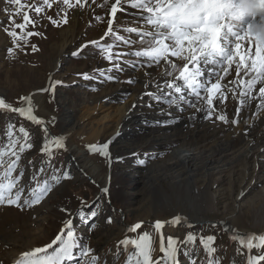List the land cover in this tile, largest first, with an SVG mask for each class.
Masks as SVG:
<instances>
[{"label":"rangeland","instance_id":"1","mask_svg":"<svg viewBox=\"0 0 264 264\" xmlns=\"http://www.w3.org/2000/svg\"><path fill=\"white\" fill-rule=\"evenodd\" d=\"M50 3L51 8L43 6L42 12L37 15L34 6L42 4V0H22L20 5L0 0V100L13 109H27L26 107L31 106L32 115L47 127L45 132L41 124H35L26 115L0 110V150L5 152L4 163L0 166V177L3 176L8 164L16 160L13 153L18 154L20 159L12 177H19L18 187L23 189L19 206L0 204V264H15L23 253L51 244L69 218L74 222L77 235L81 236L83 243L92 249L90 255H96L100 264H125L128 253L134 252L135 249L129 245L126 253L120 242L125 239H138L145 233L151 237L153 261L159 260L160 264H163L164 254L160 250L161 233L149 225H154L157 221H171L176 216L186 217L193 207L203 205L202 202L196 199L194 202L198 204H194L190 202L192 199L190 201L184 199L179 204V210L168 208L167 211L162 210L163 207L157 208L156 211L151 204H144L148 198L145 194L147 192H140L141 183H135L139 176L151 174L153 171L158 177L157 183L152 187L165 191L161 182L176 170L172 160L166 157L172 150L157 151L141 136H136L135 143L127 146L126 150L121 145L111 150L112 128L116 127L115 124L118 122H110L108 128L93 134L83 118L96 111V107L105 106L112 111L126 106L131 101L142 109L163 111L161 106H168L167 104L157 103L152 97L146 100L138 99L143 95L140 87H148V78L145 76L173 80L179 75V69L183 64L177 65L173 77H164L159 74L163 71L159 68L162 61L159 66L153 64L148 67L147 62L142 60L145 67L133 69L125 64L122 65L124 71L113 70L107 73L116 79L105 80L99 76L97 70L107 72L112 63L104 58L108 55L107 52L90 42L97 41L104 46L113 44L112 35L105 37L110 19L113 20V30L119 35L128 37L129 33L125 29L129 27H137L142 31V22H136L140 24L134 25V19L131 18L133 16L127 10L137 9L131 8V4L127 6L124 3L117 12L118 16L114 18L109 7L110 0H95V3L93 0H86L83 9L76 5V0H71L75 5L73 9L64 6L62 0H50ZM105 4L107 6L102 7ZM75 10L80 12L76 20ZM25 14L36 23L27 25L22 31L15 27V24H24ZM10 16H14L15 24L10 23ZM65 17L68 22H60ZM98 17L101 19H97ZM52 20H56L57 23L53 24ZM5 29L18 33L19 38L15 43ZM28 32L38 34L28 36ZM131 38L138 41L135 33L131 34ZM245 43L248 49V43L246 41ZM86 44L87 47L82 49ZM33 45L37 50L33 51ZM9 48L12 49L11 53L8 52ZM129 48L131 50H128ZM78 50L80 54L73 56V52ZM134 50H141L138 43L129 46L123 41H116L109 49L113 54ZM252 50L254 52L253 48ZM179 59L184 61L183 57H174L173 60ZM212 68L213 65L204 66V78H207L206 73ZM231 68L232 66L227 75L219 68V76L208 81V84L227 81L232 75ZM84 74L91 78L84 79ZM234 75L237 77V73ZM129 80L132 82L129 83ZM137 80H140L139 84ZM127 87L130 90L124 89ZM258 88L257 82L253 90ZM253 90H250V97L244 96L247 100L243 105V108L247 109L246 117L238 116V123L242 124V128L233 134L230 129L222 127L219 142L233 147L231 140L235 136L242 132L246 133L245 135L249 133V129L243 125L245 121L248 119L250 122L259 121L261 116L256 110L255 112L252 110L256 107L263 109L264 107L260 105L264 104V99L260 98L256 103L257 98L254 96L256 91ZM29 100L31 105L28 103ZM133 108L135 107L132 106ZM169 112L176 113L178 110L174 108ZM185 112L179 110L180 114ZM21 127L29 134L27 141L19 131ZM9 132L11 137L8 135ZM254 135H259L258 143L250 142L247 148L254 149L247 151L244 158L235 157V162L224 158L223 161L212 163L204 169L206 190L203 193L208 198L206 206L208 203L211 206V210H206V219L201 222H188L192 225L191 228L186 224H182L181 227L167 225L163 231L165 247L169 237L177 239L180 245L177 254L178 264H191L190 258L185 257L183 252L185 248L191 249L192 245L182 243L189 233L196 237L195 249L191 255L196 264H208L209 257L200 244L201 238L206 239L208 236L215 238L212 247L217 251L213 254V259L218 260L219 264H249L250 259L253 260V264H264V259L257 261V258L264 257V245L260 244L259 240H253L255 246L249 249L248 237L229 236L224 229L228 228L227 230L236 234L264 236V139L260 142V137L264 136V128L259 129L258 126ZM45 137L51 155L41 151ZM55 137L63 138V147L56 146L53 140ZM211 138L208 137L203 143L206 144V150L214 144V138ZM13 141L16 142L14 148L11 147ZM105 143H108L107 156L95 150ZM27 144H31L32 147H27ZM20 146H24L23 152L20 151ZM89 146H93V150H90ZM176 146L180 145L177 143ZM171 148L175 147H169ZM199 150L196 149L197 152ZM241 151L243 152L242 149ZM83 167L86 168L85 171ZM192 168L190 165L186 169ZM40 169L44 171L41 172ZM21 171L24 172L23 176H20ZM65 172L70 178H64ZM189 175L194 174L189 171ZM203 175L198 174L197 177L194 175L195 178L189 180L188 185L184 187L186 191L183 197L190 190L193 191L190 192L194 197L203 194L202 189L196 184V179L203 180ZM33 176L36 179H33ZM53 177L60 179L57 182ZM45 183L50 186V190L43 195L40 202L31 207L24 205L25 199L32 198L30 190ZM105 189L107 191H104ZM16 190L14 188L13 193ZM78 210L83 211L86 216L95 211L96 216L91 217L88 224L84 225L79 220ZM202 218L203 216L198 219ZM137 223H142L140 229L135 232L127 231ZM241 238H244L243 244L240 242ZM57 246L58 244L53 248ZM69 264H78V259Z\"/></svg>","mask_w":264,"mask_h":264},{"label":"snow or ice","instance_id":"2","mask_svg":"<svg viewBox=\"0 0 264 264\" xmlns=\"http://www.w3.org/2000/svg\"><path fill=\"white\" fill-rule=\"evenodd\" d=\"M10 4L20 5L22 0H8ZM86 2V0H85ZM85 2L82 0H76V5L83 9ZM95 3V0H93ZM126 0H115V3L111 4V16L116 17L117 12L121 10ZM240 0H132L130 7L133 9L142 10L141 22L143 24V30H138L137 27H129L125 29L129 33L128 37L119 35L113 30V20H108L109 29L105 32V37L112 35L114 37L113 44H107V46L99 44L97 41H91L93 45L100 48L102 51L107 52L108 55L104 58L112 63V67L105 70L98 69L99 76L105 80H114L116 77L108 75L113 70L124 71L122 65H128L135 69L137 67H151L153 64L159 66L161 61H166L171 57H183L186 61L183 67L179 69V75L173 80H163L162 83L156 85L159 90L158 93L149 92L148 95L157 103L167 104L170 108L180 107L183 108L184 104L189 107L194 105V98H200L204 91H207L209 111L206 118H212V98L213 94L220 89L219 83H211L208 86V81L219 76V68H222L225 75L228 74L229 68L234 62H236V73L240 76L243 72L244 76H248L249 73H254L247 81V89L249 91H242L240 95L251 96L250 90L256 85L258 81L264 83V40L258 38L257 34L251 30L253 24L259 21H264V0H256V4L260 8L258 15L250 17H243L237 15V9ZM64 6L68 9H73L75 5L71 3V0H62ZM43 6L48 8L52 7L50 0H42V4L34 6L35 13L39 15L42 12ZM107 5H102L106 7ZM119 6V7H118ZM19 9L17 10V12ZM51 19V17H49ZM97 19H101L98 17ZM11 24H15L14 16L9 17ZM24 24H15V27L20 28L22 31L24 28L31 24L35 25L36 21L31 19L27 14L24 15ZM62 23H67L65 17ZM53 24H56V20H52ZM8 35L13 38L14 43L19 38L16 31H8ZM135 33L138 37L136 39L131 38V34ZM38 33L28 32V36L36 35ZM103 39V38H102ZM116 41H123L126 45L139 44L141 50H134L129 52H117L113 54L109 51ZM248 43V49L245 50L243 42ZM254 45V52L252 47ZM86 45L82 46L86 48ZM37 50L33 45V51ZM8 52L11 53L12 49L9 48ZM80 54V51L73 52V56ZM124 57H134L135 60L123 59ZM213 65V68L209 70L207 78H204V66ZM227 65L228 67H225ZM173 71H169L165 68L164 77H173L174 72L177 69L176 64H171ZM87 74H84V79H90ZM132 81L129 80V83ZM241 83L244 81L241 79ZM95 90V89H94ZM259 92L262 99H264V87H260ZM31 105V101H28ZM264 107V104L260 105ZM7 105L3 100H0V110H7ZM203 111L202 109H197ZM14 112H19L20 115H26L29 120L37 125L42 124L41 120H38L32 115L31 106L28 109L17 108L12 109ZM240 109H237L239 114ZM220 121L227 122L224 115L216 117ZM232 124H236L237 120L233 119ZM27 141L28 132L23 127L19 129ZM47 132V129H44ZM11 137V132L8 133ZM58 148L63 147V138H53ZM16 142L11 143V147H15ZM27 147L31 148V144H27ZM90 150H93V146H89ZM108 143L102 145L98 150L101 155L107 156ZM25 150L24 146H20V151ZM41 151L46 152L48 155L51 153L48 151L47 137H45V143ZM16 160L11 161L8 164L3 176L0 177V204L17 205L21 199L22 188L18 187L19 177L13 178L12 173L16 170L17 162L20 156L16 153ZM5 152L0 150V166L3 165V156ZM144 163V161H140ZM41 172L44 169H40ZM24 172H20V176H23ZM64 178H70L68 173L65 172ZM33 179H36L33 176ZM57 182L60 177H53ZM6 181V182H5ZM17 190L13 193V189ZM50 190V186L45 183L43 186L30 190L31 200L25 199L24 205L31 207L38 204L43 198V195ZM104 191H107L105 189ZM83 203V202H82ZM79 220L82 224L87 225L91 217L96 216L95 211H91L89 215H85L83 211L78 210ZM109 222H111L109 220ZM169 226L177 224H186L189 228L192 227L186 221H182L181 218L175 217L173 220L167 222ZM142 223H137L127 231L135 232L140 229ZM156 232L165 226V222L157 221L154 225ZM95 227V225H92ZM196 237L189 233L186 235L184 245H192V248H185L183 254L185 257H189L191 264H196L194 259H191L193 250L195 249ZM213 236H208L206 239L201 238L200 244L209 257L208 264H219L218 260L213 259V254L216 253V249L212 247ZM256 238H248L247 246L249 249L254 247L253 240ZM260 244L264 245V236L258 238ZM241 244L244 243V238L240 239ZM124 246V250L128 253L129 245L133 246L135 251L128 253L125 264H160V261H153L152 258V241L150 234L145 233L139 236L138 239L128 240L125 239L120 242ZM57 247L53 248L54 245ZM180 249L177 239L169 237L167 239V246H164L163 236L161 234V247L163 252V264H178L177 254ZM92 249L83 243V238L77 235V229L74 226V222L71 218L65 221L64 227L60 230L51 244L46 245L44 248H35L22 254V257L15 262V264H69L74 259H78V264H100V261L96 255H90ZM119 252L117 253V257ZM258 259H264L259 257ZM249 264H253V260L250 259Z\"/></svg>","mask_w":264,"mask_h":264},{"label":"bare ground","instance_id":"3","mask_svg":"<svg viewBox=\"0 0 264 264\" xmlns=\"http://www.w3.org/2000/svg\"><path fill=\"white\" fill-rule=\"evenodd\" d=\"M131 2L132 0H126L125 4H127L128 6L131 4ZM112 3H115V0H110V9ZM127 10L133 16L131 18L134 19V25H139L141 23L140 19L142 10ZM79 15L80 12L75 10L74 20H76ZM243 47L245 50H247L245 42H243ZM252 48L254 49V45ZM128 50H131V48H129ZM173 59L174 57H171L166 61H162L159 68L163 71H161V73L159 74L164 76L165 68H167L169 71H173V69L171 68V64L178 65L182 63L184 65V63H186L185 60L182 61L179 59L175 61ZM236 62H238V58ZM236 62H234L232 65V75L229 76V79L227 81L221 83L218 81L214 82L220 84V89L213 94L211 105L212 118H206L207 113L210 110L207 101V91H204L200 98H194L195 106L192 107H189L187 104H184L183 108L175 106L171 108L169 106H161L163 108V111H158L152 109H142L138 107L133 101H131L126 106H122L119 109L114 108L115 110L112 111H109V108L105 106L96 107V111L88 114L83 118V121H87V125H89L91 131H93V134L98 130L108 128L110 126V122H118L117 124H115L116 127L112 128V142L110 145L111 150L115 149V147H117L118 145H121V147L126 150L127 146L135 143L134 138L136 136L145 138L144 140L151 143L152 147H155L157 151L172 150L171 154H169V156L166 155V157L169 158V160H172V164L175 165L176 170L173 173L168 174L167 179L161 182V185L165 188H163L165 191L162 192L160 190H155L152 187V185L157 183L156 179L158 177V174L153 171L151 172V174L144 172L145 174L139 176V180H137V182L135 183H141L142 190L140 192H147L145 194L148 196V198L145 199L144 204H151L152 207L156 208V211L157 208L160 207H163L162 210L166 211L168 210V208L172 210H179V204L182 202V200L188 199L190 201V199H192V201H190L191 203L198 204L194 202V200L197 199L202 202L203 205L193 207V210L189 211V216H186L187 218H179H181L182 221H186L187 223L203 221V219H206L207 211L211 210V206L209 203L206 206V200L208 198H206V194L203 193V191L206 190V174L204 173V169H206L212 163L223 161L224 158H229L233 162H235V157H239V159H241L242 157L244 158V156L248 153L247 151L254 149L247 148L250 145V142L252 144L258 143L257 139L259 138V135H254L255 130L258 126L259 129L261 127L262 129L264 128V108L259 109V107H256L252 110H256L258 115L261 116L259 121L250 122L249 119L245 121V124L243 125H245L249 129V133L245 135L246 133L244 134L242 132L239 135L235 136L234 139L231 140V144L233 147L218 141L220 139L219 132L222 130V127L230 129L231 133L233 134H236L237 131H240V129L242 128V124L238 123V116L242 118L247 113V109L243 108V105L247 102V100L244 98V96L242 97L240 93L247 90V81L255 74L249 73V78H246L243 75V72H241L240 76L236 77L234 75L236 73ZM207 75L208 73H206V77ZM145 78H148L147 83L149 84L148 87H140V89L143 91V95L138 99L142 100H146L147 98L151 97L148 95L149 92L158 93L159 90L157 89L156 85L158 83H162L163 80H165L162 77L150 78L148 76H145ZM241 79L244 81V83L240 82ZM139 81L140 80H137V84H139ZM258 84L259 88L257 90H253L256 87L257 83L251 89L253 91H256V93L254 94V96L257 98V100H255L256 103L260 98H262L259 89L260 87H264V83L258 81ZM208 86L210 87L211 84H208ZM124 89L130 90V88L128 87ZM259 103H261V101ZM132 106H134L135 108L132 109ZM26 108L28 109L29 107ZM174 108H177L178 112H169V110H174ZM238 108L240 109L239 114H237ZM126 109L128 111H126ZM197 109H202L203 111H198ZM179 110H182V112L185 110L186 112L180 114ZM160 114H162L163 116H159ZM170 114L171 116H169ZM220 115H224L227 122L220 121L216 118ZM233 119L237 120V123L235 125L231 123ZM261 122L263 123L260 124ZM208 137H212L211 139L214 138V144L211 148H208L206 150V144L204 145L203 143L206 142V139ZM262 139H264V136L260 137V142ZM177 143L180 145L179 147L176 146ZM169 147L175 148L169 149ZM196 149L202 150H199L197 152ZM241 149L243 150V152L241 151ZM237 153L238 155H236ZM190 165L193 168L187 170L186 168L190 167ZM85 169L86 168L83 167V171H85ZM189 171L192 172L196 177L198 174H204L202 176L203 180L196 179V184L199 185L203 193L200 195L198 194L199 196L196 194L198 197H194V195L192 196L191 192L193 191L191 190V192L188 191V193H186L187 195L183 197L186 191L184 190V187L188 185L190 179L195 178L194 175H189ZM167 181L168 183L166 184ZM209 215L210 214L208 213V217ZM201 216H203V218L198 219ZM163 222H165V226L160 230L161 234H163V231L167 228L168 225V221ZM221 225L229 226L228 224L224 223H221ZM173 226L174 225H172V227ZM252 236L256 238L254 240H259L258 238L261 237L260 235Z\"/></svg>","mask_w":264,"mask_h":264},{"label":"clouds","instance_id":"4","mask_svg":"<svg viewBox=\"0 0 264 264\" xmlns=\"http://www.w3.org/2000/svg\"><path fill=\"white\" fill-rule=\"evenodd\" d=\"M260 12L259 6L256 4V0H240L237 9V15L245 18L258 15ZM251 30L257 34L258 38L264 40V21H259L251 26Z\"/></svg>","mask_w":264,"mask_h":264},{"label":"water","instance_id":"5","mask_svg":"<svg viewBox=\"0 0 264 264\" xmlns=\"http://www.w3.org/2000/svg\"><path fill=\"white\" fill-rule=\"evenodd\" d=\"M12 109L13 108H8L6 111H9V112H14V111H12ZM44 128H46L47 129V127H46V125L45 124H41ZM179 226H182V225H179ZM178 226V227H179ZM224 227V226H223ZM224 229L228 232V235L229 236H233V237H236V236H246V237H248V238H253V236H251L250 234H236V233H234V232H232V231H228L225 227H224Z\"/></svg>","mask_w":264,"mask_h":264}]
</instances>
